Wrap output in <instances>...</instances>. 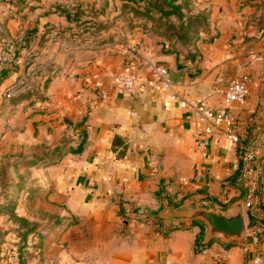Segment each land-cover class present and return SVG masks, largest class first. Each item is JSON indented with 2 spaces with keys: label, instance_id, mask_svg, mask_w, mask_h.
Wrapping results in <instances>:
<instances>
[{
  "label": "crops",
  "instance_id": "1",
  "mask_svg": "<svg viewBox=\"0 0 264 264\" xmlns=\"http://www.w3.org/2000/svg\"><path fill=\"white\" fill-rule=\"evenodd\" d=\"M113 2L0 0V42L39 46V59L55 67L34 112L26 99L13 101L6 121L0 120L8 126L1 140L23 145L30 157L63 146L55 163L30 169L39 185L38 206L60 218L57 226L66 224L55 232L43 259L56 264H252L260 256L264 264V130L256 122L264 116V0H198L195 13L209 12L207 30L192 47L168 52L162 48L170 43L153 32V22L146 28L107 24L120 11ZM77 30L95 32L80 42ZM53 31L58 35L48 38ZM111 32L121 40H109ZM187 49L194 59L186 57ZM21 58L26 52H18ZM243 60L251 74L249 92L232 108L243 148L228 146L221 134L216 142L199 144L195 134L204 121L187 101L201 97L210 108L222 106L223 91L243 71ZM158 67L168 71V89L159 87ZM128 68L139 81L125 97L115 81ZM17 75L20 69L8 71L0 97ZM99 86L107 92L102 100ZM81 141L82 150L74 153ZM248 149L257 152L252 163L242 159ZM168 203L178 209L240 206L245 237L229 243L211 239L195 251L200 225L155 223Z\"/></svg>",
  "mask_w": 264,
  "mask_h": 264
},
{
  "label": "rangeland",
  "instance_id": "2",
  "mask_svg": "<svg viewBox=\"0 0 264 264\" xmlns=\"http://www.w3.org/2000/svg\"><path fill=\"white\" fill-rule=\"evenodd\" d=\"M118 1L113 2L112 8L119 7L118 10L120 11L110 17L107 24L113 25L116 21H121L125 26L127 24L130 26L131 23L132 26L138 25L141 20L131 18L128 13L129 8H122L125 2L120 4ZM197 2L198 0H189V7L193 12L199 9ZM127 4L132 6L131 2ZM206 17H209V15ZM94 32H90V36L84 30L75 31L79 35L80 42L88 40V36L89 38L94 36ZM113 32H111L108 39L121 40L118 33ZM33 34H31V37H33ZM71 34V32L68 34V38L71 37ZM47 35L48 38H55L58 33L53 31L48 32ZM15 38L18 39V36ZM19 42L12 40L8 43L7 41L0 42L2 54L0 68H12L13 66L16 71L20 69V75H17L15 81L6 88L4 95L0 97V120L2 121H6L7 113H11L13 110L9 109L12 97L17 101L16 103H21L20 98L26 99L29 102L27 105L29 104L32 107V112H34L33 110L36 109L34 105L42 102L45 98L41 91L45 89L46 78H51L53 71H55V67H52L54 64L44 63L45 61L39 59V46L33 45L24 48V45H20ZM14 50L19 52L20 55L22 52H26V58L17 59L13 63L10 60L13 56H8V54ZM49 51L53 52L54 48L50 47ZM9 60L11 65H9ZM20 106L14 109L15 113L21 110L22 107ZM7 128V124L0 121V133L4 134ZM4 140L2 141L0 138V264H19L21 259L23 264H56L55 261L51 260L46 262L43 259V252L52 242L54 243L55 232L65 229L66 224H63L65 226L58 224L60 226L58 229H56L58 226L54 224L48 230L44 226H39L40 220L37 217L40 209L38 206L39 185L33 179V173L28 171L22 162L15 164L18 158L28 156L29 150L19 143H9ZM13 213L22 218H27L29 223L24 224L17 219L15 220ZM29 226H32V232L23 240L21 232L27 230ZM40 234H42V238ZM49 252L50 254L54 253L53 250H49Z\"/></svg>",
  "mask_w": 264,
  "mask_h": 264
},
{
  "label": "trees",
  "instance_id": "3",
  "mask_svg": "<svg viewBox=\"0 0 264 264\" xmlns=\"http://www.w3.org/2000/svg\"><path fill=\"white\" fill-rule=\"evenodd\" d=\"M131 2L132 6H129L127 3ZM128 7V13L131 15V18L141 20L138 25H143L146 28L148 22H153V32L157 33L163 41H168L170 45L168 47L163 46V52H168L171 50L179 51V45H182L184 48L192 47L195 42L198 40L199 34L205 32L208 27L207 21V12L205 10L195 13L189 7V0H127L125 4L122 5V8ZM131 23V22H130ZM132 24V23H131ZM130 24V26H132ZM133 27V26H132ZM162 41V42H163ZM18 52L13 53V59H17ZM185 55L187 58L194 59V54L190 53L189 49L186 50ZM14 68H0V83L4 78L7 77L8 71ZM49 77L46 78V82L49 81ZM14 97H12V102H17ZM20 98L19 100H22ZM65 145V142L63 143ZM83 141H81L76 148H73L74 153L80 152L82 150ZM63 146L59 145L55 147L50 152H43L32 154L30 157L22 156L15 161V164L22 162L28 171L32 167L38 165V163H43L44 165H51L57 161V158L63 154ZM225 208V207H223ZM13 218L19 220L24 224H28V220L25 217H20L12 214ZM38 219L40 220L39 226H44L48 230L49 227H53L54 224L57 225V220L59 221L56 215L45 212L41 209L38 211ZM155 223L163 224L160 221H155ZM192 224L200 225V231L195 239V251H199L201 248L207 246L209 243H202L203 234L205 232V225L200 221H192ZM32 232V226L21 232L23 240L26 236ZM166 235V232H161ZM41 238L43 237L40 234ZM22 259L19 261V264L22 263Z\"/></svg>",
  "mask_w": 264,
  "mask_h": 264
},
{
  "label": "built area",
  "instance_id": "4",
  "mask_svg": "<svg viewBox=\"0 0 264 264\" xmlns=\"http://www.w3.org/2000/svg\"><path fill=\"white\" fill-rule=\"evenodd\" d=\"M243 71L241 74L232 79L223 91V105L217 108H210L205 105L204 100L201 97H193L187 101V106L194 111L195 117L198 120L204 121L202 132H197L195 137L199 144L204 146L208 145L212 140L216 142L218 136L221 134L227 141L228 146H243L240 144L239 120L233 115L232 108L234 104L244 102L249 92V84L251 82V74L249 72L247 60H243L240 63ZM157 75L160 77L159 87L162 89H168L171 87L172 82L168 76V71L164 67H158L156 69ZM139 81L137 73L128 68L126 72L116 78L115 84L118 90H120L125 97L132 94L136 83ZM98 98L100 100L107 97V92L101 86L97 88ZM205 135L206 137H203ZM257 152L254 149L245 150L242 159L247 163L255 161ZM195 177H201V174H197ZM245 206L251 207V202L246 201ZM253 234V233H252ZM254 240H257L256 235H252ZM261 257L257 256L252 264H260Z\"/></svg>",
  "mask_w": 264,
  "mask_h": 264
},
{
  "label": "water",
  "instance_id": "5",
  "mask_svg": "<svg viewBox=\"0 0 264 264\" xmlns=\"http://www.w3.org/2000/svg\"><path fill=\"white\" fill-rule=\"evenodd\" d=\"M250 46L247 48H251ZM256 122L257 127L264 130V116L260 115ZM157 219L163 223L201 221L206 226L203 243L215 238L229 243L243 239L246 234L243 211L240 206L229 209L207 206L178 209L168 203L166 212L158 215Z\"/></svg>",
  "mask_w": 264,
  "mask_h": 264
}]
</instances>
